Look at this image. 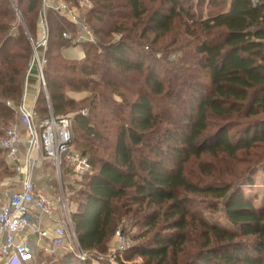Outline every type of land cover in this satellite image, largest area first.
I'll return each instance as SVG.
<instances>
[{
  "label": "trees",
  "instance_id": "16d2710c",
  "mask_svg": "<svg viewBox=\"0 0 264 264\" xmlns=\"http://www.w3.org/2000/svg\"><path fill=\"white\" fill-rule=\"evenodd\" d=\"M91 1L94 6L87 22L97 42L81 46L85 58L78 62L61 54L68 45L62 32L71 27L59 14L49 11L51 24L55 23V28H50L44 69L49 103L40 94L35 107L38 124L50 113L56 118L67 116L78 109L67 97L68 91H90L86 100L90 113L99 111L111 117L103 122L117 123L108 146L109 159L87 158L96 171L81 177L86 191L72 213L79 247L86 253L104 252L118 223L131 216L145 230L133 238L145 242L131 248V257L138 256L149 264H168L169 254L181 251L187 242V228L196 221L205 249L197 264H264V200L255 206L242 182L195 184L185 175V165L204 156L238 161L243 155L248 158L243 160L248 177L264 166V0L255 7L250 0H191L194 4L187 11L181 0H162L163 10L154 11L147 20L145 0ZM19 2L26 4V22L35 33L41 0ZM182 17L183 35L192 41L186 43L187 47L191 44L192 53L179 58L182 66L190 68H186L187 78L177 77L176 83L162 78L156 61L146 66V53L139 41L148 32L168 34L175 19ZM112 19L116 22L109 28ZM92 20L102 26L95 27ZM13 24L8 1L0 0L3 128L15 120L31 58L26 36ZM113 35H121V39L102 43L98 38ZM99 87L104 90L96 95ZM114 96L122 102L114 101ZM172 101L182 120L171 122L163 116L164 107ZM158 103L164 104L161 113ZM91 117L73 115L72 145L79 133L86 140L101 139ZM162 124L171 127L161 128ZM87 147L83 145L80 152L84 158L89 153ZM2 154L0 151V157ZM3 157L1 172L12 175ZM191 197L221 204L231 229L193 217L187 208ZM211 208L218 210L215 204ZM245 238L253 242L240 240ZM47 260V264H92V260L81 262L66 251Z\"/></svg>",
  "mask_w": 264,
  "mask_h": 264
},
{
  "label": "built area",
  "instance_id": "2783aa9c",
  "mask_svg": "<svg viewBox=\"0 0 264 264\" xmlns=\"http://www.w3.org/2000/svg\"><path fill=\"white\" fill-rule=\"evenodd\" d=\"M83 6L88 0H76ZM259 0H250L253 7ZM43 12L39 24V34L32 45L33 55L25 77L22 102L17 108L22 127L10 126L5 136L0 139V151L5 156L8 170L17 176L14 188L4 194L6 203L0 205V264H26L35 250L54 256L60 251L75 255L79 261L91 260L88 253L78 245L74 230L72 213L60 186L58 196L43 193L48 185L39 189V184L46 176L39 172L41 160L51 162L56 170L58 180L66 174L91 176L93 170L87 159L75 151L72 145L73 116L49 117L36 123L35 107L40 94L32 98L31 106L26 105L29 81L42 87L49 103L44 69L47 65V46L50 39V28L46 17L48 10H53L65 19L72 31L62 32V38L71 47L84 44H96L87 20L81 17L77 7H72L61 0H42ZM264 44V41H263ZM85 58L82 53L81 60ZM38 170L35 177L34 172ZM21 176V178H19ZM50 181V179H49ZM11 183V182H10ZM4 182L0 181V197ZM115 253L121 254L129 246V241L121 231L116 233ZM102 258L95 260L96 263Z\"/></svg>",
  "mask_w": 264,
  "mask_h": 264
},
{
  "label": "rangeland",
  "instance_id": "374dc122",
  "mask_svg": "<svg viewBox=\"0 0 264 264\" xmlns=\"http://www.w3.org/2000/svg\"><path fill=\"white\" fill-rule=\"evenodd\" d=\"M9 3V8L13 12L14 15V26H18L23 34L26 36L27 41L30 45L31 48V58H32V45L34 44L33 42L36 40L37 35L39 34V24H40V19H41V14L43 12V3L41 0V10L39 15L37 16L36 19V26H37V33L35 30V33L31 31V26L27 24L26 19V4L21 5L19 0H7ZM192 2V3H191ZM194 1L191 0H181V6L183 7V10H190L188 8L189 6H192ZM66 4L72 6V7H77L79 10V13L81 17H84L86 20H88V13L90 10L93 8V2L91 0H88L87 3H85L83 6L77 3L76 0H67ZM145 5L147 8V15L145 16V19L147 20L148 17L154 12V11H160L163 10L162 6V0H145ZM179 9H177L178 12ZM193 10V9H192ZM49 11L46 12V17L47 21L49 24V28L54 27L55 28V23L51 24L50 19H49ZM203 12V16H204ZM180 19H175L172 28L168 34L164 35H159L156 33L148 32L146 37L142 40L139 41V43L143 44L144 46V52L145 54V62L146 66L150 62H157V66L160 69V75L162 78H168L169 80L173 82H178L177 77L181 78H187V75H189V71H187L186 68H190V65L187 66H182L179 63V58L183 56L184 54H189L192 53L191 50H189V47L192 44V41L189 39L185 38L183 35L184 27L183 25V20L185 19L184 17ZM106 20V19H105ZM93 25L95 27H101L102 25L97 23L96 20H92ZM115 20H110L108 21V27H112L115 24ZM120 23V22H119ZM66 30V27H65ZM69 31H72L68 29ZM99 40L102 43H108L109 41H118L121 39V35H113L110 39L108 38H103L101 36H98ZM103 38V39H102ZM190 41L187 47L186 43ZM97 42V41H96ZM194 44V43H193ZM48 48V46H47ZM191 48V47H190ZM83 51V48H81ZM78 51V50H77ZM84 52V51H83ZM64 56L67 57L68 59L72 58H77V52L73 50H67L64 52ZM30 58V60H31ZM78 61H82L81 59ZM77 61V62H78ZM179 63V64H178ZM29 66V65H28ZM183 67V68H181ZM28 70V69H27ZM191 73H194V69L191 68ZM27 73V72H26ZM26 77V76H25ZM45 78V75H44ZM46 80V79H45ZM46 83V81H45ZM29 85L34 86V90L40 91V94L44 95L43 88L42 87H37L36 82H30ZM25 86V79L23 83V90ZM129 86V85H125ZM29 87V89H30ZM104 88L99 87L95 92L96 95L98 93L102 92ZM176 90V89H174ZM110 91H106L105 93L109 94ZM31 89L28 91V95H31ZM39 94V95H40ZM92 93L90 91H80V92H70L68 91L67 97L71 100H73L78 109L75 111H72L69 113V115H74V114H81L83 116H92V124L96 127L101 139L98 140H86L85 137H83L80 133L78 135H75V144H73V148L75 149L76 152L80 154L82 151V146H88L85 150H87L89 153L86 159L91 157L92 155H95V157H98L99 159H109L110 157V150H108V146L112 142V138L115 132V129L117 127V123L115 122H103L105 119L108 121L110 120V116L106 118L105 116H102L99 111L94 112V114L90 113L89 107H88V102L86 101L89 96ZM125 95H127L125 93ZM128 96V95H127ZM114 101L121 103L122 98L119 96H114ZM130 99H134L130 97ZM173 103V104H171ZM170 104L167 103L168 105L164 107V104L158 103L157 104V111L161 113V111L164 110V117L166 116V120L175 122L178 120H182L181 116L177 112V105L175 104L174 101H172ZM180 106H183L182 103H179ZM164 107L163 110H160ZM159 108V110H158ZM101 110V109H100ZM103 112V110H101ZM118 114H121L119 112ZM259 118V117H258ZM14 122L11 123L8 127H2L0 126V131L2 134V138L5 136V133L7 129L16 124L17 121L19 120V114L17 111V108L15 109L14 113ZM37 123V121H36ZM40 124V123H39ZM37 123V125H39ZM171 126L169 125H163L161 128H170ZM0 138V139H2ZM95 145L96 147H93ZM92 146V148H91ZM90 148V149H89ZM4 154L1 155L0 160L3 159ZM241 160V161H240ZM243 160H248L246 159L243 155L239 156L238 161H228V160H223L222 158H213L210 156H204L198 160L191 159L189 163L185 165V175L188 177V179H191L195 184H198V182L204 181L205 185H224V184H236V183H244L243 189L246 191V194L248 197L253 201V204L257 207H259L263 200H264V166L256 169V171L253 173V175L248 177L246 175L245 171L247 166L245 163H243ZM45 163L42 167V173L47 177L45 181H43L41 184H39V189L43 190L45 186H52V196H58L60 192V186L59 183L61 184V187L63 189V195L65 197L66 203L69 206L71 212H75L77 209V205L80 202L82 198V192L86 191L85 188V183L82 180L80 176L76 175H71V174H65L63 172V176L58 180V176L56 174V170L51 162H48L47 160H44ZM201 165H204V170L201 169ZM96 171L93 170V173ZM204 171V172H203ZM92 173V174H93ZM12 175H4L1 172L0 168V181L3 180L4 178H11ZM50 179V181H49ZM252 184L248 186L249 183ZM44 193H47V188L44 189ZM211 199L209 198H204V197H191L190 198V204H188L187 208L191 212L192 216L197 218V219H202L206 221L207 223L217 225L218 227L221 228H226V229H231V226L226 219L222 209H221V204L219 203H212ZM215 204L218 207L217 211L212 210V205ZM118 231H121L123 236L129 241V246L125 249L124 254H118L117 252L115 253V258L113 259V253L115 252V237L116 233ZM145 232L144 229L141 228L140 225L135 224L134 219L131 216L124 217L117 226V229L113 236L110 237L108 242L106 243L104 247V252H98V251H91L88 253V258L92 260V264H98L95 262V260H98L99 258H102V261H99L100 264L106 263V264H149L145 259H142L138 256L131 257V248L138 245L142 244L145 241L144 240H133L134 237L140 236ZM187 234V242L182 246L180 249L181 251H178L176 255L174 253H170L168 257V264H197V260L199 257L204 254L203 251L205 252V249L202 248L203 240L201 239V231L198 225V222H190V226L187 228L186 231ZM146 238L145 240H147ZM242 242H246L248 244L253 242L252 238H245V239H240ZM246 240V241H245ZM124 252V251H123ZM118 256H120L118 258ZM47 254L43 253L41 251H38V249L34 252V254L30 257V259L27 261L26 264H47ZM119 259V260H118ZM221 264V263H219Z\"/></svg>",
  "mask_w": 264,
  "mask_h": 264
},
{
  "label": "crops",
  "instance_id": "0c3cea01",
  "mask_svg": "<svg viewBox=\"0 0 264 264\" xmlns=\"http://www.w3.org/2000/svg\"><path fill=\"white\" fill-rule=\"evenodd\" d=\"M67 50H73V51H76L77 52V58H72V59H68L67 57H65L64 56V52L65 51H67ZM78 50V51H77ZM82 53H83V51H82V49H81V47H71V46H65L63 49H62V51H61V54H62V56L64 57V58H66V59H68V60H73V61H78V60H80L81 59V56H82ZM32 81V80H31ZM32 82H34V81H32ZM34 86H31L30 87V89H31V92H32V94L31 95H28L27 94V101H26V105H28V106H31V102H32V98L34 97V95L36 94V90H34V88H33ZM29 89V90H30ZM28 90V91H29ZM16 125H18V126H20V127H22V122H21V120H20V117H19V120L17 121V123H16ZM44 163H45V161H44V159H42L41 160V165H40V169H39V172H42V167H43V165H44ZM11 172V171H10ZM12 173V176H11V178H4L2 181L4 182V185H3V189H2V195H1V197H0V205H4L5 203H6V197L4 196V194L5 193H7L8 191H11V189L12 188H14V179H16L17 178V176H15L14 175V173L13 172H11ZM38 175V170L36 171V172H34V175H35V177ZM19 178H21V176L19 177ZM12 180L13 179V181H8V180ZM51 189H52V186H48V188H47V193H45V194H47L48 196H51L52 195V191H51ZM44 193V192H43ZM36 251V250H35ZM39 251V250H38Z\"/></svg>",
  "mask_w": 264,
  "mask_h": 264
}]
</instances>
